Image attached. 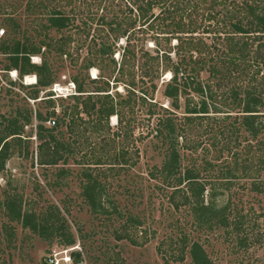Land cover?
<instances>
[{"label": "trees", "instance_id": "obj_1", "mask_svg": "<svg viewBox=\"0 0 264 264\" xmlns=\"http://www.w3.org/2000/svg\"><path fill=\"white\" fill-rule=\"evenodd\" d=\"M75 1L85 11L86 18H81L79 24H74V12L69 14L65 8ZM26 4L30 14L40 9L44 21L42 17V21L33 20L23 37L17 38L19 18L12 15L4 18L6 36L0 40V54L5 57V65L1 70H15L20 79L36 77L32 86L37 89L52 85L54 74L42 56L53 47L48 32L69 29L71 33L58 38L53 49L71 48L76 42L73 52L77 56L83 50L86 53L81 69L88 72L94 67L99 72L97 78L88 81L97 84L94 91H87L84 80L74 78L78 95L72 97L74 106L62 110L58 126L45 129L37 125L40 142L37 163L56 166L67 161L64 155L68 147L54 135L60 133L59 126L66 121L70 130L80 129L93 140L89 165L95 168L107 165L111 172L115 166L130 168L135 162L129 156L130 143L126 140L133 137V124L145 126L146 122L149 127L154 120L145 137L152 136L163 147L162 166L154 171L166 188L173 189L168 198L170 204L176 209L193 204L198 227L233 224L226 216L227 207L214 205L217 192L213 186L227 190L233 181L246 176L251 180L250 188L264 190L260 170L255 175L254 164L239 163L238 154L243 140L249 159L264 152V0H30ZM29 29L35 36L29 34ZM120 39L124 44L118 45ZM147 40L152 41V47H147ZM117 48L120 51L115 59ZM36 55L42 56L39 64L31 62ZM115 73L114 82H122L125 91L124 96L116 92L117 98L108 94L109 80ZM166 73L169 79L161 83L162 95L172 110L147 96L149 90L154 93L155 81ZM203 74L207 76L203 78ZM182 99L184 112L179 117L177 110L181 109ZM135 106L142 109L145 117H126ZM48 115L56 116L55 110ZM113 116H117L115 126L119 127L111 134L109 120ZM37 119L43 121L41 114H37ZM21 133L22 127L14 118L0 121V164L6 159L11 143L18 145ZM140 135L143 137V133ZM209 137L214 148L221 146L220 153L230 154L232 163L220 170L217 184H212V192L205 195L207 188L200 182L199 174L182 169L179 150L195 149L203 138ZM155 172L151 173L154 178ZM85 177L89 182L84 187V197L94 208L100 207L103 189L91 174ZM51 211L39 218L17 213L15 219L40 238H59L65 246L73 245L74 238L60 211L58 208ZM125 223L138 225L132 216ZM116 237L137 243L129 235ZM189 254L192 264H212L197 242L191 244ZM183 255L178 261L184 259ZM80 256L79 252L71 253L75 262Z\"/></svg>", "mask_w": 264, "mask_h": 264}, {"label": "rangeland", "instance_id": "obj_2", "mask_svg": "<svg viewBox=\"0 0 264 264\" xmlns=\"http://www.w3.org/2000/svg\"><path fill=\"white\" fill-rule=\"evenodd\" d=\"M28 1L0 0V31L5 30L3 20L7 15L19 18L17 38L23 37V32L28 30L33 20L44 21L40 9L29 13ZM75 3L65 8L69 14L74 12V24H79L81 18H86L85 11L83 7L79 8L78 1ZM70 33L69 29L60 33L48 32L53 47L42 56L55 79L46 88L32 86L36 82L34 76L35 81L32 83L26 81L25 77L20 79L15 70H1L5 65V57L0 54V121L14 118L17 125L22 127L18 145L11 143L6 159L0 164V264H45L53 252L59 258L64 257L66 252L68 255L70 250L79 252L81 259L75 262L71 258L70 263L61 264H192L189 249L193 242L203 247L212 264H264V190L258 192L250 188L251 180L244 175L242 179L233 181L227 190L213 186L217 192V204L214 205L227 207L226 216L233 224L229 227H198L194 205L185 204L174 208L168 199L173 189L166 188L162 178L154 171L160 169L163 162L161 142L150 135L145 137L151 125L154 126V120L149 127L146 122L145 126L138 122L133 124V137L126 140L130 144H124V147L128 146L129 156L135 162L130 168L115 166L111 172L107 165L97 168L89 165L93 140L88 133L82 134L80 129L70 130L66 121L59 126L60 133L54 135L68 147L64 155L67 161H61L56 166H40L37 163L40 144L37 125L45 129L58 126L62 110L74 106L72 97L78 95L74 78L84 80L87 91H94L97 86L88 84V81L97 78L99 72L94 67L88 72L81 69L86 53L83 50L77 56L73 52L72 47L76 42L71 44V48L63 46L59 50L53 49L58 38ZM29 34L35 36L31 29ZM38 34L44 36V33L36 32ZM5 36L0 33V40ZM121 44H124L123 39L118 43ZM152 44L151 40H147L148 48ZM118 51L120 49L117 48L115 59L118 58ZM42 56H32L31 62L41 63ZM115 76L116 73L109 80L108 94L117 98L116 92L124 96L125 91L122 82H114ZM202 76L204 78L207 75ZM168 79L169 74L162 75L160 80L155 81L157 88L154 93L149 90L147 96L172 110L169 101L162 95L161 83ZM35 96L37 99H33ZM180 101L181 109L177 110L179 117L184 112V101ZM138 107L135 106L133 113L128 112L126 117H143L142 109L138 110ZM52 110L56 113L53 118L48 115ZM37 114H41L43 121L37 119ZM50 119L55 121L53 127L47 123ZM109 121L113 134L119 127L115 126L117 116L111 117ZM142 133L143 137L140 135ZM213 143L211 137L203 138V143L197 148L179 150L182 169L189 168L199 174L200 182L207 188L205 195L212 192V184H217L220 170L232 163L230 154L220 153L221 146L214 148ZM95 145L98 146L97 143ZM246 146L243 140L238 150L239 163L248 166L254 164L252 172L256 175V170H260L258 174L264 179V152L260 156L256 153L251 160L246 156ZM232 147L234 152V145ZM153 172L155 178L151 176ZM85 174H91L103 189L101 209L98 205L94 208L84 197V187L89 182ZM204 199L207 203L209 197ZM7 201L12 204H6ZM55 208L60 211V217L74 238L71 246H65L59 238H40L25 228L21 220L15 219L17 213L39 218L53 213L51 209ZM129 216L134 217L138 225H127L125 222ZM117 235H129L137 243L132 244L128 239L117 240ZM163 244L165 247H162ZM181 254L184 259L178 261Z\"/></svg>", "mask_w": 264, "mask_h": 264}, {"label": "built area", "instance_id": "obj_3", "mask_svg": "<svg viewBox=\"0 0 264 264\" xmlns=\"http://www.w3.org/2000/svg\"><path fill=\"white\" fill-rule=\"evenodd\" d=\"M1 35H3V30L0 31ZM55 87V86H54ZM48 125H50L51 127H53L55 125V121L50 119L48 120ZM73 250H70V253L67 255L65 252L64 257H59L56 255V253L53 252V254H50V256H48V258L45 260V264H61V262L64 263H70L71 261V252Z\"/></svg>", "mask_w": 264, "mask_h": 264}, {"label": "bare ground", "instance_id": "obj_4", "mask_svg": "<svg viewBox=\"0 0 264 264\" xmlns=\"http://www.w3.org/2000/svg\"><path fill=\"white\" fill-rule=\"evenodd\" d=\"M96 71H97V69H96ZM92 72V71H91ZM98 72V71H97ZM95 76V75H94ZM26 78V81H31L32 83L35 81V78L33 77V76H26L25 77ZM24 78V79H25ZM56 88H58V87H56ZM74 88V87H73Z\"/></svg>", "mask_w": 264, "mask_h": 264}]
</instances>
